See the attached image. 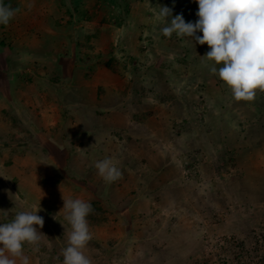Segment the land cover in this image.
<instances>
[{
  "label": "rangeland",
  "instance_id": "obj_1",
  "mask_svg": "<svg viewBox=\"0 0 264 264\" xmlns=\"http://www.w3.org/2000/svg\"><path fill=\"white\" fill-rule=\"evenodd\" d=\"M4 3L19 11L0 25V222L39 207L29 264H63L44 254L67 245L62 196L95 203L91 264H264V92L236 102L201 63L207 44L162 34L160 7L195 22V0Z\"/></svg>",
  "mask_w": 264,
  "mask_h": 264
},
{
  "label": "clouds",
  "instance_id": "obj_2",
  "mask_svg": "<svg viewBox=\"0 0 264 264\" xmlns=\"http://www.w3.org/2000/svg\"><path fill=\"white\" fill-rule=\"evenodd\" d=\"M195 2V22H185L182 14L173 16L172 9L162 5L158 18L167 22L162 34L170 38L175 33L178 38L189 37L196 44H207L209 50L201 63L226 84L236 102L253 101L257 90L264 92V0ZM18 11L0 0V25L7 26ZM94 167L105 183L122 178L111 158L98 160ZM62 199L64 220L70 226L67 245L61 252L63 264H91L84 249L92 239L87 217L94 209L80 198ZM39 210L21 211L11 221L0 222V264H29L24 246L38 250L41 232L37 226L44 225V218L37 214Z\"/></svg>",
  "mask_w": 264,
  "mask_h": 264
},
{
  "label": "crops",
  "instance_id": "obj_3",
  "mask_svg": "<svg viewBox=\"0 0 264 264\" xmlns=\"http://www.w3.org/2000/svg\"><path fill=\"white\" fill-rule=\"evenodd\" d=\"M50 50H48L47 52H44L45 53V55L46 56H48L50 53H51V50H54V52L56 53V59L58 58V57H60V56H62V55H60L59 54V52H60V47L58 46V47H52V46H50ZM74 56L72 55L71 57H70V55H68V56H66V57H63V58H61V59H63V60H68V61H70L71 59H74L73 58ZM69 64V63H68ZM77 65V64H76ZM74 67V70H76L77 69V67L75 66V65H73ZM90 67V66H89ZM73 68L72 67H70V65H68V70H67V72L68 71H70V69H71V71L72 72H74V70H73ZM95 70V69H94ZM33 71H34V73L35 74H37V73H39V72H37L35 69H33ZM36 71V72H35ZM67 72H65V73H67ZM34 74V77L35 76H37V75H35ZM20 75H22V77H20ZM26 75V73H25V71H23V69L22 68H20L19 70H17V78H16V80L14 81V83H13V85L14 86H17V88H21V89H25V86L24 85H22L21 84V80H23V79H25L26 81H28V79H30L28 76L26 77L25 76ZM91 76V75H90ZM28 78V79H27ZM90 78V77H89ZM29 81H31V80H29ZM36 81V80H35ZM37 81H39V80H37ZM41 81H42V79H41ZM37 83V82H36ZM39 88H40V90H41V87L39 86ZM97 89H96V91H95V93H94V95L96 96L95 98H94V102H96V101H98V97L100 98L101 97V95L100 96H98V93H106V88L104 87V86H97L96 87ZM56 92V94H59V90H57V91H55ZM15 93V95H20L21 96V91H17V92H14ZM41 93L40 92H37V91H33L32 93H31V98H33V100H40V98H39V95H40ZM83 94V93H82ZM14 94L12 95V96H15ZM102 96H104V94H102ZM2 98H6L4 95H2V96H0V121L2 122L3 121V119L5 118L4 116H5V110H4V108L2 107V105H3V103H5V101L2 99ZM6 99H8V98H6ZM103 99V98H102ZM41 101V100H40ZM39 101V102H40ZM102 103H104L103 102V100H102ZM89 105H91L90 103H89ZM95 105H96V103H95ZM3 115V116H2ZM8 126V125H7ZM52 130L53 131H56L57 129L56 128H52ZM10 143H13L12 141L10 142ZM8 152H10L9 150H8ZM49 249V252L47 251L46 253H44L47 257H48V260H49V258L51 257V259L52 260H56L57 258H53V257H55L56 255H60L61 256V260L62 261H59L60 263H62L63 262V257H62V254H61V252H58L56 249L55 250H53V248H48ZM85 251V250H84ZM54 264H56L55 262H53ZM52 263V264H53ZM59 264V263H58Z\"/></svg>",
  "mask_w": 264,
  "mask_h": 264
},
{
  "label": "trees",
  "instance_id": "obj_4",
  "mask_svg": "<svg viewBox=\"0 0 264 264\" xmlns=\"http://www.w3.org/2000/svg\"><path fill=\"white\" fill-rule=\"evenodd\" d=\"M105 65H106V67H108V68H111L112 67V57H110V58H107L106 60H105ZM93 72V67H89L88 66V69H87V71L85 72V77L86 78H88V77H90V75H91V73ZM91 205H92V208L94 209V211L88 216V220H90L89 222H94V221H96V218H94V212H95V203L94 202H91ZM43 249H45L44 247H43ZM61 258V257H60ZM46 262H48V261H46ZM42 263V262H41Z\"/></svg>",
  "mask_w": 264,
  "mask_h": 264
}]
</instances>
